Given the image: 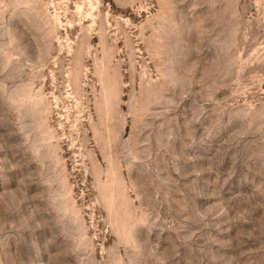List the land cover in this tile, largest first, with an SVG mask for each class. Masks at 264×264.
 Masks as SVG:
<instances>
[{"label": "rangeland", "instance_id": "obj_1", "mask_svg": "<svg viewBox=\"0 0 264 264\" xmlns=\"http://www.w3.org/2000/svg\"><path fill=\"white\" fill-rule=\"evenodd\" d=\"M0 264H264V0H0Z\"/></svg>", "mask_w": 264, "mask_h": 264}]
</instances>
